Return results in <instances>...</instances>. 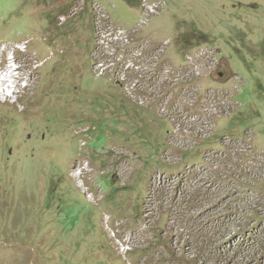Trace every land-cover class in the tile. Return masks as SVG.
<instances>
[{
	"label": "rangeland",
	"instance_id": "rangeland-1",
	"mask_svg": "<svg viewBox=\"0 0 264 264\" xmlns=\"http://www.w3.org/2000/svg\"><path fill=\"white\" fill-rule=\"evenodd\" d=\"M144 1L0 0V264H264V0Z\"/></svg>",
	"mask_w": 264,
	"mask_h": 264
},
{
	"label": "built area",
	"instance_id": "built-area-1",
	"mask_svg": "<svg viewBox=\"0 0 264 264\" xmlns=\"http://www.w3.org/2000/svg\"><path fill=\"white\" fill-rule=\"evenodd\" d=\"M144 5H145V13H144V17L145 20L143 21V24H148V22L150 21L151 17H155L156 15H158L160 12H162V10L164 9V7L166 6V4L163 1H155V2H148L147 0L144 1ZM117 39H121V40H126L127 44L130 43V38L127 34V32L123 29H120L117 33H116ZM171 40H165L164 44L165 45H170ZM202 53L204 54V58H203V64L204 66V59L207 56V53L205 51H202ZM158 56H163V54H159L157 53L156 55H149L146 54L144 56L142 51H138L135 50L133 53H130L127 55V57H124L123 61H126V65H124L125 70H127V72L129 73H135V74H139V82L144 83V84H148L147 86L151 89V90H157L158 87L155 86V84L152 81V77L154 76V70H156L159 65V58ZM153 58H155V60H152ZM163 73L161 74L162 77H166L168 76L170 73L173 72L172 68L173 66L170 65V63L168 65H164L163 67ZM5 71L6 68H3L1 71ZM206 70V67H205ZM180 76V75H179ZM1 77V76H0ZM185 77L188 79V77H190L189 73H187L185 75ZM160 78V77H158ZM168 81V83L173 84L172 81H174L171 75H169V77H166ZM175 83V81H174ZM134 85V90H136V86L138 84L136 83H132ZM0 86H2V82H0ZM14 87V86H13ZM145 95V94H144ZM147 96V95H146Z\"/></svg>",
	"mask_w": 264,
	"mask_h": 264
},
{
	"label": "bare ground",
	"instance_id": "bare-ground-1",
	"mask_svg": "<svg viewBox=\"0 0 264 264\" xmlns=\"http://www.w3.org/2000/svg\"><path fill=\"white\" fill-rule=\"evenodd\" d=\"M18 48L22 49V47H18ZM3 53H4V51L0 50V57H2ZM17 69H14L13 66L8 65V68L5 70V73L0 74L1 75L0 78H3L2 86H0V99H2V100H0V102H3V100L7 101L8 96H10V98H14L17 95L18 91H21L20 85L18 86V81L21 77H16L14 74V71H17ZM20 69H21V67H19V71H20ZM10 85H14V87H12L13 89L9 88ZM22 86H23V84H22ZM14 91H16V92H14Z\"/></svg>",
	"mask_w": 264,
	"mask_h": 264
},
{
	"label": "trees",
	"instance_id": "trees-1",
	"mask_svg": "<svg viewBox=\"0 0 264 264\" xmlns=\"http://www.w3.org/2000/svg\"><path fill=\"white\" fill-rule=\"evenodd\" d=\"M188 37V38H187ZM191 37L198 42V44H202V43H207L209 42V38L207 34H202V33H197V32H192ZM181 43L183 45V47H187L188 45H191V38L190 36H188L187 34H185V36L183 37V39H181Z\"/></svg>",
	"mask_w": 264,
	"mask_h": 264
},
{
	"label": "flooded vegetation",
	"instance_id": "flooded-vegetation-1",
	"mask_svg": "<svg viewBox=\"0 0 264 264\" xmlns=\"http://www.w3.org/2000/svg\"><path fill=\"white\" fill-rule=\"evenodd\" d=\"M211 53H213V52H211ZM207 59H210V58L207 56L205 57V59H204L205 65H207L206 62L210 63V64L208 65L209 67L206 66L207 73H204V74L209 75V74H213L214 72L217 71L221 77H224L226 73H225V71L222 70V68H221L222 64L220 63V61H212L211 59H210V61H207Z\"/></svg>",
	"mask_w": 264,
	"mask_h": 264
}]
</instances>
